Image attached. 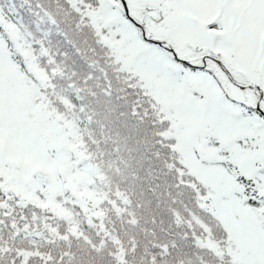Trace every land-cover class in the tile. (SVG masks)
I'll return each mask as SVG.
<instances>
[{
    "label": "trees",
    "instance_id": "16d2710c",
    "mask_svg": "<svg viewBox=\"0 0 264 264\" xmlns=\"http://www.w3.org/2000/svg\"><path fill=\"white\" fill-rule=\"evenodd\" d=\"M85 1L99 3L0 0V52L19 89L0 108V264H237L205 243L220 237L212 191L151 91L99 40ZM26 103L31 120L60 131L61 156L48 142L39 157L17 149ZM210 166L252 184L232 160ZM245 192L264 229V194Z\"/></svg>",
    "mask_w": 264,
    "mask_h": 264
},
{
    "label": "rangeland",
    "instance_id": "374dc122",
    "mask_svg": "<svg viewBox=\"0 0 264 264\" xmlns=\"http://www.w3.org/2000/svg\"><path fill=\"white\" fill-rule=\"evenodd\" d=\"M124 1L128 15L121 0L85 1L83 15L99 40L151 91L176 128L185 165L212 191L208 199L216 206L220 237L205 243L237 264H264V229L242 205L246 187L264 194L257 173L264 167V116L253 109L258 102L264 111V0ZM5 58L1 48L0 108L19 91ZM187 59L204 69L192 70L182 61ZM249 83L256 89L241 86ZM29 108L27 103L19 107L17 149L39 157L48 142L61 156L60 131L49 119V129L39 118L31 120ZM205 134L214 136L218 149L207 146ZM225 159L239 166L240 175L251 172L252 184L210 166Z\"/></svg>",
    "mask_w": 264,
    "mask_h": 264
},
{
    "label": "water",
    "instance_id": "95a60500",
    "mask_svg": "<svg viewBox=\"0 0 264 264\" xmlns=\"http://www.w3.org/2000/svg\"><path fill=\"white\" fill-rule=\"evenodd\" d=\"M122 1V3H123V5H124V8H125V12L128 14V10H127V7H126V4H125V1L124 0H121ZM152 42H155L154 40H151ZM184 63H188L189 61L188 60H182ZM229 75V77L233 80V78L231 77V75L230 74H228ZM249 86H251V87H254V84H252V83H250V84H248ZM242 87H245V86H243V85H241ZM257 110H259L260 112H262L261 110H260V108H259V106H258V103L256 104V107H255ZM263 113V112H262ZM228 140V142L229 143H231L232 142V139H230V138H228L227 139ZM243 177H244V179L245 180H247V181H249V180H251L252 179V174H251V172H249V171H245L244 173H243Z\"/></svg>",
    "mask_w": 264,
    "mask_h": 264
},
{
    "label": "flooded vegetation",
    "instance_id": "af4514ba",
    "mask_svg": "<svg viewBox=\"0 0 264 264\" xmlns=\"http://www.w3.org/2000/svg\"><path fill=\"white\" fill-rule=\"evenodd\" d=\"M205 56H208V57H210L211 59H213V60H216L217 61V58H215V57H213V56H211V55H208V54H206ZM256 89V88H255ZM255 110H257V109H255ZM257 112L259 113V114H261V115H263L264 116V114H262L260 111H258L257 110Z\"/></svg>",
    "mask_w": 264,
    "mask_h": 264
}]
</instances>
